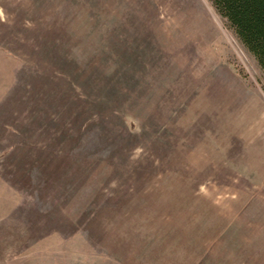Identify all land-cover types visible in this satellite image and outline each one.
<instances>
[{"label":"rangeland","instance_id":"374dc122","mask_svg":"<svg viewBox=\"0 0 264 264\" xmlns=\"http://www.w3.org/2000/svg\"><path fill=\"white\" fill-rule=\"evenodd\" d=\"M0 264H264V70L212 0H0Z\"/></svg>","mask_w":264,"mask_h":264},{"label":"trees","instance_id":"16d2710c","mask_svg":"<svg viewBox=\"0 0 264 264\" xmlns=\"http://www.w3.org/2000/svg\"><path fill=\"white\" fill-rule=\"evenodd\" d=\"M264 70V0H212Z\"/></svg>","mask_w":264,"mask_h":264}]
</instances>
